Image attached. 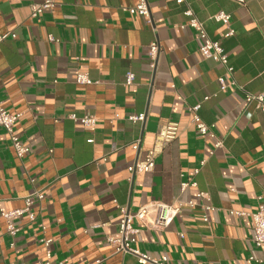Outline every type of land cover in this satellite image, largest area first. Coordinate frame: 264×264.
<instances>
[{"label": "crops", "instance_id": "1", "mask_svg": "<svg viewBox=\"0 0 264 264\" xmlns=\"http://www.w3.org/2000/svg\"><path fill=\"white\" fill-rule=\"evenodd\" d=\"M43 1L0 0V35H15L0 40V100L21 115L14 130L30 148L17 157L0 126V210L23 207L34 188L44 194L32 207L35 222L15 219L13 238L0 215V264H43L41 236L52 239L51 264H139L116 253L107 237L117 236L116 205L135 212L149 201L183 205L161 230L134 220L141 252L166 256L167 264H264V247L251 242V218L230 214L253 211L258 196L264 203V104L244 101L246 92L264 94V0H147L151 24L127 11L137 0H54L31 18L32 5ZM187 6L228 54L230 75L201 56L193 29L180 28ZM218 12L230 15L228 25L212 18ZM155 39L161 50L151 71L147 47ZM78 73L92 83L77 84ZM197 104L221 148L197 133L187 111ZM140 113L142 122L127 118ZM70 114L94 115L97 123L85 127ZM167 122L178 124L176 138L151 172L129 182L127 167L137 157L131 144L140 139L144 158ZM188 179L196 186L182 190ZM197 191L218 209L207 222L184 204L202 201ZM249 256L261 262L247 263Z\"/></svg>", "mask_w": 264, "mask_h": 264}, {"label": "built area", "instance_id": "2", "mask_svg": "<svg viewBox=\"0 0 264 264\" xmlns=\"http://www.w3.org/2000/svg\"><path fill=\"white\" fill-rule=\"evenodd\" d=\"M172 1H174L176 4L185 3V0ZM237 1L241 3L243 2L242 0ZM54 4V0H45L43 1V3L32 5L30 17H36L44 9L53 7ZM127 11L132 15L143 16L149 24L152 23L147 0H137L136 5L127 9ZM183 13L186 17H188V20L185 24H182L180 28L183 29L185 27H189L196 32L197 38L199 40L198 50L201 56L204 59H210L216 63H219L220 65H222V67H224L225 73L227 75H230L233 72V67L229 64L228 54L225 52V50L219 45L217 41L209 38L202 22L194 16L193 12L188 6ZM212 18L215 21L222 22L226 25H228L230 21V15L224 12H218L213 15ZM232 34L233 30L229 29L226 33V36H230ZM8 35H10L11 37H15V35L11 33H5L0 35V40L4 39ZM49 39L52 40L51 37H49ZM160 50L161 47L157 39L150 42L147 47L149 68L151 71H154L155 69L157 57ZM132 80L133 75L132 73L128 72L125 77V83L129 85L132 83ZM217 81L221 89H224L226 87L225 79L222 76H219L217 78ZM75 82L77 84L92 83L89 77L83 73H78L76 75ZM244 101L246 103L255 101L258 106H262L264 104V94H250L246 92ZM198 109L199 104L187 107V111L191 114V121L193 122L197 133H199L203 137L212 139L213 150L221 148L223 146L222 139L216 136L211 126L201 121L197 114ZM20 116L21 115L19 113H10L6 111L3 102L0 100V126L7 133L10 146L19 158L23 157L30 150L27 144H24L20 141L14 130V125ZM69 118L76 122H79L85 127H93L97 123V118L94 115H83L81 117H77L74 114H70ZM127 118L132 122H142L145 118V115L143 113H140L136 115H129ZM177 133L178 124L176 122H167L161 125L157 130L153 146L146 150V154L142 159L138 156L140 150V139L134 140L131 144V148L137 153V157L135 158L133 163L127 167V170L130 174L128 181L131 182V178L135 174L151 172L154 168L155 157L161 151L164 145L176 138ZM213 150L209 151V153L212 154ZM262 159L264 161V154L262 155ZM203 162L204 161H201V164H203ZM197 172L198 168L194 170L195 174ZM30 182L33 183V179H30ZM189 186L195 187L196 182L192 179H188L187 181L180 183V188L182 190ZM43 197V192L40 189L34 188L23 198V207L10 211L0 210V215L6 223V233L9 236L13 238L19 231V227L15 224V219L25 216L30 223L35 222L36 213L33 211L32 207L36 203L42 201ZM195 199L202 201L195 202L193 199H188L184 202V204L190 208H197L200 212L202 220L204 222H207L209 213L215 212L218 209L208 203L209 197L205 192L197 191L195 193ZM182 205L183 204L181 202H178L176 204H167L162 201H149L147 203L140 204L135 212L131 211L127 205H116L119 211L117 236L107 237V241L112 245L116 253L130 254L136 258L139 264H167L166 256L157 258L151 257L146 253L141 252L134 246L138 229L134 227L133 222L134 220H137L145 227L155 230L164 229L172 223L176 215L180 212ZM230 214L250 217L253 223V234L251 242L255 248L264 247V203L261 196L257 197V205L253 211H230ZM37 227L40 231H45L43 219H40L37 222ZM39 243L45 248V260L43 264H51L50 245L52 243V239L41 236L39 238ZM252 261L261 262L260 259L254 258L253 256H249L246 259L247 263H250Z\"/></svg>", "mask_w": 264, "mask_h": 264}]
</instances>
